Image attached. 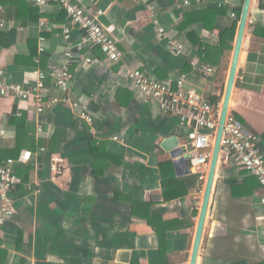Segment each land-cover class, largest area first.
<instances>
[{"label": "crops", "instance_id": "1", "mask_svg": "<svg viewBox=\"0 0 264 264\" xmlns=\"http://www.w3.org/2000/svg\"><path fill=\"white\" fill-rule=\"evenodd\" d=\"M86 7L102 9L99 20L125 53L123 61L112 63L100 50L90 55L91 64H73L74 79L68 90L48 81L47 93L88 104L94 116L91 126L83 127L68 104H58L38 114L32 100L0 94L1 151L16 145L14 114L26 118V129L35 139V149L22 169L21 185L11 195L15 213L2 228L1 264H190L204 192L198 175L191 170L180 174L168 148L188 141V125L174 115L164 114L156 101L146 102L126 76L129 67L141 68L151 77L168 80L179 73L187 75V85L212 102L223 103L238 35L220 46V33L230 28L242 0H202L186 7L184 0H77ZM214 4L226 6L213 30L191 20L181 25L185 13L203 10ZM0 70L7 81L35 85V68L48 69L65 62L62 26L71 24L59 5L49 4L43 11L34 0H0ZM31 9H39L35 18ZM65 12V14H63ZM41 20L49 22L41 28ZM190 21V20H189ZM186 22V21H185ZM166 33L183 44L177 54L160 34ZM194 32L207 47L199 52L189 36ZM47 39L46 52L40 54V36ZM83 32L72 25L74 44ZM232 46V50L230 48ZM37 49L34 63L24 57ZM39 58V63L36 59ZM18 61H24L18 63ZM216 68L207 75L195 63ZM187 70L184 71L185 65ZM18 112L21 114L19 115ZM230 112L245 127L259 136L264 151V6L252 0L244 33ZM78 119V123L76 120ZM43 131H38V125ZM119 135L124 143L116 141ZM107 146V151L123 164L106 167L94 176L89 153L90 138ZM51 143H53L51 145ZM19 155V157H20ZM13 158V157H9ZM8 159V158H7ZM18 160L17 158H13ZM6 160V159H5ZM3 160V161H5ZM171 160L178 177L187 179L188 193L166 200L163 195L160 164ZM29 170L28 182L22 177ZM247 173L234 162L220 158L209 212L197 264H233L246 260L264 261V204L257 184L253 194L237 198L232 184L240 185ZM28 184L40 192L28 190ZM130 194L136 200L155 203L153 211L163 230L159 235L148 218L134 215L127 200H115V193ZM87 198V200H86ZM198 211V213H196ZM58 228L63 232L58 233Z\"/></svg>", "mask_w": 264, "mask_h": 264}, {"label": "built area", "instance_id": "2", "mask_svg": "<svg viewBox=\"0 0 264 264\" xmlns=\"http://www.w3.org/2000/svg\"><path fill=\"white\" fill-rule=\"evenodd\" d=\"M35 5L42 11L49 4L59 5L67 12L72 25L77 26L83 32V40L74 44L72 41V25L62 26L60 34L64 40L65 62L62 65H53L48 69L35 68V85L10 82L6 80L5 72L0 70V94L4 97H17L20 100H32L38 114L62 103L68 104L76 111L78 119L91 126L94 133L95 119L88 104L80 100H70L68 96L49 95L47 93L48 81H54L55 86L61 90H68L74 79L73 64H91L97 58L90 55L94 50H100L105 58L118 63L124 60L125 53L119 46V42L108 33L99 18L104 13L102 9L86 7L77 0H34ZM202 0H184L186 7L198 6ZM1 7V6H0ZM236 14L233 13V17ZM49 22L41 20V28L47 29ZM3 25V22L0 23ZM160 34L167 40L170 48L177 54L183 53V44L176 38L169 36L164 28L159 29ZM47 39L40 36L39 53L46 52ZM94 54V53H93ZM39 63V58L36 59ZM196 66L207 75L216 72V68L209 64L196 62ZM126 76L131 87L142 94L146 102L156 101L164 114L177 116L182 124L188 125V141L184 143L186 155L189 157L190 169L199 178L201 186L199 191H205L210 162L213 153L215 138L219 126L222 104L214 103L209 98L199 93L195 88L187 85V75L179 73L168 80H159L151 77L141 68L129 67ZM19 115H21L18 112ZM38 131L43 127L38 125ZM116 141L124 143L123 137L114 136ZM259 136L243 126V124L231 112L227 116L224 133L221 142L220 158L224 162H234L239 169H245L255 176L262 189L261 202L264 204V151L259 145ZM32 157V152H23L19 159L8 158L0 161V248L2 228L9 217L15 213V199L11 195L17 191L22 180L16 173L15 165L18 161L26 162ZM37 186L39 184H36ZM32 184L27 189L40 192V189ZM1 264V262H0Z\"/></svg>", "mask_w": 264, "mask_h": 264}, {"label": "trees", "instance_id": "3", "mask_svg": "<svg viewBox=\"0 0 264 264\" xmlns=\"http://www.w3.org/2000/svg\"><path fill=\"white\" fill-rule=\"evenodd\" d=\"M244 0H242L241 5L236 8V17L233 21L230 28H225L220 33V46L225 49L227 46L228 39L234 40V36L236 33V30L239 25L241 13H242V7H243ZM261 6H264V0H261ZM30 11H33L35 14V18L41 17V12L39 9H31ZM65 11V10H64ZM227 11L226 6H219L218 4H214L212 7L203 9V10H196L191 12L185 13V19L184 22L181 23V25H185L193 21L202 22L204 28L208 30H213L215 27V23L217 18L221 14H225ZM66 12V11H65ZM65 12L63 14H65ZM67 13V12H66ZM190 20V21H189ZM186 21V22H185ZM190 38L192 39L193 43L199 47V52L202 54L206 49L203 50V47H207L206 43L198 37V35L194 32L189 33ZM232 50V46H230ZM37 49H34V47H31V54L28 57H24V61L29 64L34 63V58L37 56ZM24 61H18V63L24 62ZM187 65L184 67V71L187 70ZM214 102H217L216 99L213 100ZM14 114L12 118V122L17 127V140L16 145L11 150H4L1 151V161L13 157V158H19L20 152L25 147H30L31 149H35V139H31L29 136V133L26 129V118H18ZM78 123V119L76 120ZM83 127L88 130V126L85 123H82ZM89 131V130H88ZM53 143H51L52 145ZM89 153L91 158V170L92 174L94 176H101L104 174V169L106 167H112L117 166L121 167L123 164V160L115 157L114 155L110 154L107 151V146L104 143L98 142L96 138H90L89 141ZM241 171H244L247 173V176L245 180L240 185L232 184V192L234 196L237 198H242L246 195H251L254 192V189L257 184H259L258 179L249 174L247 170L240 169ZM22 169H17L16 173L21 176ZM160 172H161V181H162V187H163V195L166 200H172L174 198L182 197L188 193L187 189V179L178 177L176 175L173 163L171 160L162 162L160 164ZM26 174H23L22 177L28 182L29 180V170L27 169ZM115 200H127L132 205V213L134 215H143L144 217L148 218L150 225L156 226L158 229L159 235L163 234V230L160 228V226L157 223L158 215L156 212L153 211V208L155 206V203L152 202H146L141 200H136L132 195L130 194H123L121 192L115 193ZM87 200V198H86ZM198 213V211H196ZM63 231L58 228V233L61 234ZM233 264H264L263 262L260 263H251L246 260L237 261Z\"/></svg>", "mask_w": 264, "mask_h": 264}, {"label": "water", "instance_id": "4", "mask_svg": "<svg viewBox=\"0 0 264 264\" xmlns=\"http://www.w3.org/2000/svg\"><path fill=\"white\" fill-rule=\"evenodd\" d=\"M252 0H244L243 7H242V13L239 21V28H238V35L235 43L231 68H230V74L226 86V91L224 95V100L222 103V109L219 119V126L215 138V143L213 147V153L212 158L210 162L208 177L206 181L205 191L203 195V201L200 209V216L198 221V226L196 230V236L194 240L193 250H192V256L190 260V264H197L199 252L202 246L203 241V234H204V228L207 220V215L209 212V207L211 203V198L213 194L214 184H215V178H216V172L218 163L220 160V150H221V142L222 137L224 133V126L227 120V116L230 113V102L232 97L233 88L235 85V80L237 76V70H238V63L239 58L242 50V42L244 38V33L247 27L248 19H249V13H250V7H251ZM170 151L171 157L174 161L176 170L180 174H189L191 172L190 165H189V157L186 155V147L184 145L175 144L168 148Z\"/></svg>", "mask_w": 264, "mask_h": 264}]
</instances>
